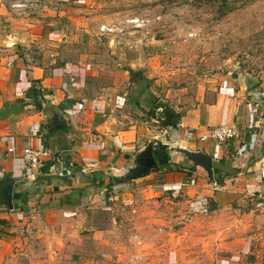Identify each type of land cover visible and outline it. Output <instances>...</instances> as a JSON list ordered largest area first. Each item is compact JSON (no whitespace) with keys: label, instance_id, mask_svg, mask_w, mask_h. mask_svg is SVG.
I'll list each match as a JSON object with an SVG mask.
<instances>
[{"label":"crops","instance_id":"crops-1","mask_svg":"<svg viewBox=\"0 0 264 264\" xmlns=\"http://www.w3.org/2000/svg\"><path fill=\"white\" fill-rule=\"evenodd\" d=\"M14 1L0 0V180H13L8 197L12 209L0 206V264H17L37 244L63 249L73 247L69 243L73 240L88 247L114 246L109 229L94 223L77 194L101 183L107 193L112 189L116 195L100 194V201L126 195L142 201L147 210L150 204L182 194L187 206L183 211L167 204L165 211L149 210L150 215L167 217L152 226L155 235L148 260L153 264H264V212L257 211L258 202L251 199L264 195L263 130H248L246 141L245 136L224 145L196 139L218 125H236L244 132L253 126L252 94L234 89L233 77L219 88L204 90L179 111L161 107L163 130L153 145L159 171L111 185L112 178L128 173L134 156L151 138L143 139L136 129L121 130L120 118L109 110L113 99L95 96L87 67L60 62L55 48L63 38L59 20L48 21L47 37L22 28L31 26L30 20H14L6 7ZM31 7L49 11L51 0H38ZM118 99L117 106L126 104L125 97ZM242 110L245 125L239 119ZM55 113L69 124L47 132L45 115ZM256 123L259 128L261 122ZM172 145L186 156L167 153L166 147ZM26 148L48 149L56 163L31 170L23 157ZM187 151L212 157L214 181L190 164L195 157ZM198 200L202 201L196 205ZM195 243L198 247L190 252L179 250L180 245L184 250ZM177 254H183L182 262ZM49 257L62 263L63 250Z\"/></svg>","mask_w":264,"mask_h":264},{"label":"rangeland","instance_id":"rangeland-1","mask_svg":"<svg viewBox=\"0 0 264 264\" xmlns=\"http://www.w3.org/2000/svg\"><path fill=\"white\" fill-rule=\"evenodd\" d=\"M6 7L14 20H30L31 26L23 24L22 28L30 27L46 37L51 30L48 21L59 20L63 38L55 48L60 62L74 61L87 67L95 96L113 99L109 110L120 118L122 131L136 129L154 145L161 139L155 135L163 130V122H155L160 117L159 104L178 110L185 102L196 101L204 90L232 81L236 73L234 89H245L244 78L256 81L248 92L252 94L254 123L245 129L244 137L248 130L264 133V0H51L45 12L34 7L18 11ZM135 17L147 22L145 29L128 27L112 35L100 31L103 25L122 28L125 19ZM124 97L126 104L117 106L118 98ZM243 118L244 110L239 119L245 125ZM104 186L95 184L93 191L84 190L79 200L84 199L83 209L90 212L95 224L109 229L114 246L88 247L73 240L69 243L77 249L37 244L26 250L27 256L17 264H153L148 260L153 227L167 217L150 215L149 210L165 211L166 204L179 211L186 209L182 194L150 204L152 208L147 210L142 201H132L126 195L124 199L117 195L112 202L106 198L100 201L99 195L107 193ZM107 194V198L116 195L112 189ZM135 236L143 245L135 243ZM189 246L181 250L180 245L179 250L190 252L198 244ZM59 249L64 254L62 263L49 257ZM178 254L182 262L183 254ZM135 258L136 263L132 262Z\"/></svg>","mask_w":264,"mask_h":264},{"label":"built area","instance_id":"built-area-1","mask_svg":"<svg viewBox=\"0 0 264 264\" xmlns=\"http://www.w3.org/2000/svg\"><path fill=\"white\" fill-rule=\"evenodd\" d=\"M38 0H15L11 4V8L13 10H28L33 4H36ZM147 26V22L140 18H127L124 22L120 24V27L117 28L116 25H103L100 29L102 34L112 35L116 33H123V31L130 27L133 30H141L145 29ZM164 118L158 117V120L155 121L157 123L163 122ZM244 138V131L240 127L236 125H218L215 127H212L208 131H206L203 135H199L196 137L201 142H209L214 141L218 145H224L228 142L232 141H241ZM24 161L27 164V166L31 170H38L40 167L44 165H49L51 168L56 163V157L53 156V154L50 152V150L45 148L40 149H33V148H26L24 150ZM253 202H258L257 211L264 212V195L259 193L257 195H253L251 197ZM203 200V199H202ZM196 202L198 204L200 201ZM109 201V200H108ZM111 201V199H110ZM206 206V205H205ZM205 206L202 209L205 210ZM12 211V210H11ZM134 241L137 245L141 246L143 245V241L138 238V236H135ZM132 262L136 263L137 259L135 258Z\"/></svg>","mask_w":264,"mask_h":264},{"label":"water","instance_id":"water-1","mask_svg":"<svg viewBox=\"0 0 264 264\" xmlns=\"http://www.w3.org/2000/svg\"><path fill=\"white\" fill-rule=\"evenodd\" d=\"M130 74V73H129ZM132 76V75H131ZM234 78H238V74H233ZM244 87L245 91L249 92L251 91L255 86H256V81L252 78H244ZM163 108L158 111L162 112ZM158 114V115H159ZM46 117V128H49L47 132H50L52 130H61L64 129L68 126L69 122L67 119L61 118L60 115L54 114L50 118H48V115H45ZM152 143H148L142 150H140L136 155L134 156V159L131 161L132 164L138 159V155H142L143 158L141 159L143 168H144V173L142 177L148 176L151 172H157L159 171V166L158 162L156 159V155L158 154V151L153 148ZM166 152H174L182 156H186L183 154L180 148H178V145H172L170 147H166ZM186 153L194 154V159L190 161V164H192L194 167L201 169L205 175H207L208 179L210 181H214L213 178V161L212 157L207 155L205 152L197 151V152H190L187 151ZM130 157L127 156V159ZM130 165L129 168H132L133 165ZM128 168V170H129ZM58 190V188H56ZM3 206H6L5 204H2ZM8 207L9 209H12V204L11 201H8Z\"/></svg>","mask_w":264,"mask_h":264},{"label":"trees","instance_id":"trees-1","mask_svg":"<svg viewBox=\"0 0 264 264\" xmlns=\"http://www.w3.org/2000/svg\"><path fill=\"white\" fill-rule=\"evenodd\" d=\"M161 107H165V106L161 105V104H159L157 106V108H161ZM152 113H155V111H153ZM160 117L162 118V116H160ZM143 173H144V168H142V167L135 169V170H130V171H128V173L125 176H122L119 178H112L111 185L129 183L132 180L141 178ZM12 188H13V180H11L8 177H6L3 180H0V206L2 204H5V205L8 204V201H9L8 197H10V195H11ZM77 194L80 195L81 192H78Z\"/></svg>","mask_w":264,"mask_h":264},{"label":"flooded vegetation","instance_id":"flooded-vegetation-1","mask_svg":"<svg viewBox=\"0 0 264 264\" xmlns=\"http://www.w3.org/2000/svg\"><path fill=\"white\" fill-rule=\"evenodd\" d=\"M143 158V156L142 155H140L139 157H138V159L135 161V163H134V165H133V167L131 168V169H129V171L130 170H135V169H138V168H143V165H142V162H141V159ZM191 158V157H190ZM192 159V158H191Z\"/></svg>","mask_w":264,"mask_h":264}]
</instances>
